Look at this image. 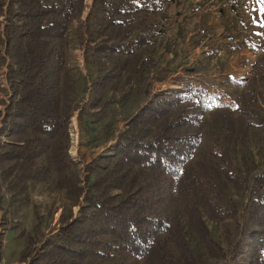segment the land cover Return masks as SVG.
I'll list each match as a JSON object with an SVG mask.
<instances>
[{
    "label": "trees",
    "instance_id": "obj_1",
    "mask_svg": "<svg viewBox=\"0 0 264 264\" xmlns=\"http://www.w3.org/2000/svg\"><path fill=\"white\" fill-rule=\"evenodd\" d=\"M85 1L0 0V49L12 59L6 72L10 97L0 108V211L3 192L10 203L24 205L30 184L53 173L79 208L76 217L62 218L56 235L41 242L27 235L23 262L208 264L223 248L203 210L213 219L225 215L226 208L214 202L220 185L248 190L242 232L249 241L242 235L230 246L233 264H264V172L248 187L217 152L187 168L200 144L203 113L195 101L204 97L202 89L156 94L126 123L109 154L92 163L96 178L82 185L70 154L76 86L66 46ZM165 8L166 0H94L81 37L97 40L92 56L110 70L97 82L93 103L136 70L141 50L154 33L162 34L156 19ZM221 114L210 113L216 132L228 129Z\"/></svg>",
    "mask_w": 264,
    "mask_h": 264
},
{
    "label": "rangeland",
    "instance_id": "obj_2",
    "mask_svg": "<svg viewBox=\"0 0 264 264\" xmlns=\"http://www.w3.org/2000/svg\"><path fill=\"white\" fill-rule=\"evenodd\" d=\"M93 2L86 0L84 11L72 22L66 46V63L76 86L70 154L79 165L82 185L86 186V178H96L92 163L109 154L126 123L156 94L199 88L204 95L195 101L203 113L200 144L187 168L196 169L209 154H224L232 172L251 187L254 177L264 172V0H166L165 10L156 19L162 34L154 33L152 44L140 52L136 70L118 78L98 103H93L99 94L97 82L110 69L92 56L97 40L87 43V36L81 37ZM11 63L10 55L0 49V108L10 97L6 72ZM211 112H222L229 120L222 127L228 129L216 132L218 123ZM232 118L240 119L235 126ZM218 186L221 193L214 202L226 208L225 215L213 219L207 210L203 215L223 249L220 258L208 264H233L230 246L243 235L248 190ZM28 194L29 202L20 205L10 203L11 197L3 192L0 260L5 264H26L22 254L27 235L41 242L56 235L62 218L79 213L57 187L55 173L31 183ZM231 214L235 217L230 218ZM125 262L138 264L133 259Z\"/></svg>",
    "mask_w": 264,
    "mask_h": 264
},
{
    "label": "built area",
    "instance_id": "obj_3",
    "mask_svg": "<svg viewBox=\"0 0 264 264\" xmlns=\"http://www.w3.org/2000/svg\"><path fill=\"white\" fill-rule=\"evenodd\" d=\"M0 264H5L3 261L0 260Z\"/></svg>",
    "mask_w": 264,
    "mask_h": 264
}]
</instances>
